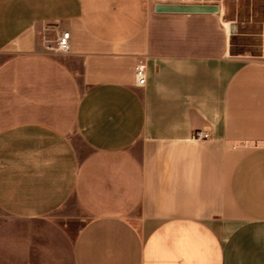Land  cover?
<instances>
[{"label": "crops", "instance_id": "obj_1", "mask_svg": "<svg viewBox=\"0 0 264 264\" xmlns=\"http://www.w3.org/2000/svg\"><path fill=\"white\" fill-rule=\"evenodd\" d=\"M157 5L0 0V264H264V60Z\"/></svg>", "mask_w": 264, "mask_h": 264}, {"label": "rangeland", "instance_id": "obj_2", "mask_svg": "<svg viewBox=\"0 0 264 264\" xmlns=\"http://www.w3.org/2000/svg\"><path fill=\"white\" fill-rule=\"evenodd\" d=\"M157 4H205L219 5L220 15L224 22L228 25L231 22H236L240 27L237 34H234L233 44L234 52L247 55H256L260 52V32L264 22V0H154ZM254 19V22H251ZM72 138L76 141L79 149L84 154L87 152V147L82 143L79 133L75 131ZM77 207L74 203L64 207L59 217L67 221L73 211ZM78 222L71 223L76 225Z\"/></svg>", "mask_w": 264, "mask_h": 264}, {"label": "built area", "instance_id": "obj_3", "mask_svg": "<svg viewBox=\"0 0 264 264\" xmlns=\"http://www.w3.org/2000/svg\"><path fill=\"white\" fill-rule=\"evenodd\" d=\"M43 48L48 52L53 53H68L71 49V32L69 30H62L57 34L55 40H49L44 37ZM260 59L264 60V25H263V41L261 43ZM136 75L138 85H145L146 83V64L140 61L136 65ZM196 139H208L211 134L203 129H197L193 133Z\"/></svg>", "mask_w": 264, "mask_h": 264}, {"label": "water", "instance_id": "obj_4", "mask_svg": "<svg viewBox=\"0 0 264 264\" xmlns=\"http://www.w3.org/2000/svg\"><path fill=\"white\" fill-rule=\"evenodd\" d=\"M159 12H186V13H218L219 5L205 4H159L156 7ZM232 33H236V24L231 25Z\"/></svg>", "mask_w": 264, "mask_h": 264}]
</instances>
